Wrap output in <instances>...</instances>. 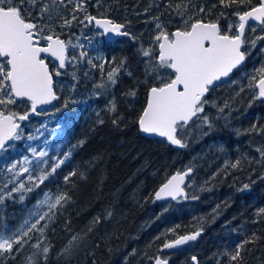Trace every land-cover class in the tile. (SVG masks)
I'll return each instance as SVG.
<instances>
[{
	"label": "trees",
	"instance_id": "1",
	"mask_svg": "<svg viewBox=\"0 0 264 264\" xmlns=\"http://www.w3.org/2000/svg\"><path fill=\"white\" fill-rule=\"evenodd\" d=\"M177 3L195 6L187 10L185 19L194 16L218 22L224 31L231 24L234 27L229 34L235 35V13L256 7L259 0L230 7L219 0H85V11L76 13L77 21L65 28L59 27L60 17L70 19L71 7L61 8L60 17L53 21L54 31L65 42L78 45L67 52L77 61L60 70V76L55 75L58 66L50 62L58 100L37 110H46L45 119L30 113L28 120L20 121L22 138L12 140L0 152V185L7 182L6 165L25 154L32 157L29 147L36 148L40 141L27 137L37 138V131L44 126L52 135L47 138L49 146L44 144L49 157L63 158L70 150L72 155L39 188L26 193L23 201L15 193L0 202V230L4 225L18 228L44 192H67L72 199L57 211L40 251L32 247L40 239L39 233L33 232L23 251L13 253L15 259L0 260V264H27L29 258L44 264L45 244L51 249L47 264H155L157 256L167 258L169 264H194L192 257L197 258L196 264H217V260L229 264L228 257L220 254L234 252L245 241L242 260L235 264H264V215H258L264 209V159L257 151H264V133L259 131L264 129V100L257 98L256 88L245 87L241 75L252 72L256 65L264 67V39H257L264 36V25L248 26L243 45L245 64L206 95L209 103L204 114L212 119L211 130L198 128L196 121L183 134L184 148H173L165 139L148 138L140 132L138 117L146 106L148 91L161 83L146 72L149 58L142 51L155 48L154 56L158 55L153 41L157 23L168 32L184 26L167 7L171 4L174 9ZM38 6L32 11L33 22L46 24L47 17L40 19L36 14ZM200 6L205 8L203 14ZM99 12L123 23L128 35L107 42L92 22L79 23L85 15ZM81 51L86 53L83 59L79 58ZM122 61L124 68L117 83L97 89L95 86L106 83L107 73ZM100 64H104L103 73ZM160 75L167 79L172 72L161 69ZM133 92L135 95H130ZM226 103L229 106L220 114L218 107ZM112 104L114 112L110 111ZM29 109L25 100L7 107L18 115ZM238 160L239 166L231 167ZM51 164L50 159L49 169ZM188 167L193 168L188 198L157 203V188L173 172ZM73 170L77 175L65 184L64 176ZM96 217L100 223L93 225ZM197 231L198 239L188 246L171 253L162 250L166 242ZM73 235L80 239L72 254L59 255Z\"/></svg>",
	"mask_w": 264,
	"mask_h": 264
},
{
	"label": "snow or ice",
	"instance_id": "2",
	"mask_svg": "<svg viewBox=\"0 0 264 264\" xmlns=\"http://www.w3.org/2000/svg\"><path fill=\"white\" fill-rule=\"evenodd\" d=\"M219 3L224 7H230L233 3H245V0H219ZM38 4L40 5L39 18L47 17V23L43 25L33 22L32 19V11ZM67 7H71L70 19L60 17L61 8ZM167 7L183 21L184 26L168 32L164 25L157 23V34L153 41L155 45H158V55L154 56L155 48L142 51V55L149 58L145 64L146 72L155 75L161 83L149 89L147 103L138 117V124L144 133L158 134L165 137L171 145L184 148L186 142L183 134L193 123L199 121L198 128L204 126L209 130L213 128L212 119L204 114L205 106L209 103L206 94L216 86V82L228 77L245 60L242 45L245 43L246 22L251 18L264 25V0H259V6L251 8L250 11L235 13L239 18V24L235 26V35L229 34L234 27L231 24L228 30L224 31L218 22H205L194 16L185 19L187 10L195 7L190 3H177L174 9L171 4ZM84 11L85 0H50V3L48 0H0V58L6 61V64L0 63V151L6 149L8 146L6 142L22 138L23 129L17 121L28 120L30 113L39 114L37 113L38 105H49L58 100L54 91L53 73L49 70L44 54L58 61V70L55 75L60 76L62 74L60 70L65 69L67 64L77 61L76 57L69 58L67 52L70 47L75 48L78 45L60 39L55 34L53 21L60 17L62 22L59 23V27H70L78 19L76 13ZM147 11L148 9H145V12ZM199 12L203 14L205 8L200 6ZM84 21L88 23L95 21L96 25L103 27L105 33L128 35L121 31L124 25L116 24L108 19H97L94 16L85 15L84 20H80L79 23L83 24ZM45 32L49 34L45 35ZM257 39H264V36ZM252 44L255 46V41H252ZM79 47L83 48V45ZM85 56L86 53L81 51L79 58L83 59ZM88 62L92 63L91 60ZM99 67L103 73L104 64H100ZM123 68L124 61L119 67L107 73L106 83H99L95 87L106 89L109 84L114 86ZM161 69H170L172 75L165 79L160 75ZM256 72L259 78L253 76L250 87L258 89L257 98H264V67L257 69ZM128 74L131 75V73ZM130 95H135V93H130ZM17 98H26L30 102L29 111L22 115L7 111L8 105L17 103ZM228 106L226 103L223 107H218V112L223 114ZM110 111H115V104H112ZM252 130H257L255 125ZM259 131L264 133V129ZM27 139L34 140L36 137L28 135ZM45 143L47 144V141ZM83 143V141L80 142V144ZM29 151L32 159L24 156L22 160L6 165L7 182L0 185V202L6 198H12L15 193H19V198L23 201L26 193L39 188L72 155L70 150L64 153L63 158H50L46 150L38 151L36 148L29 147ZM257 151L264 159V151L260 149ZM50 159L52 164L49 169L47 166ZM239 164L238 160L231 167L236 168ZM34 172L39 174L36 175ZM192 172L193 168L188 167L184 172L172 175L156 191L155 199L165 197L173 200L181 197L187 199L188 195L184 190L185 178L189 177ZM76 175L75 170L65 175V184ZM244 187L247 188L248 185ZM71 199L67 192H44L43 199L37 201L34 205L35 210L29 211L27 218L18 228L12 230L4 225L0 230V260L15 259L13 253L20 254L23 251L31 240L33 232L39 233L40 239L32 247L40 251L46 229L56 219L57 211L63 209L71 202ZM192 199L196 197L193 196ZM44 206L47 207V211L42 212ZM108 215L111 216V213ZM258 215H264V209H261ZM42 221L46 222L41 227ZM98 223H100V218L96 217L92 224ZM91 230L90 227L89 231ZM199 235L200 231L180 236L165 243L163 249L176 248L197 239ZM79 239L78 235L71 236L59 255L70 256L74 243ZM247 242L238 244L232 253L224 252L220 255L227 256L229 264H235L242 260V249ZM50 250V246L46 244L42 247L44 264L48 262ZM192 259L194 262L197 260L196 257ZM27 264H35V261L29 258ZM155 264H167V260L157 256ZM217 264H220V260H217Z\"/></svg>",
	"mask_w": 264,
	"mask_h": 264
},
{
	"label": "water",
	"instance_id": "3",
	"mask_svg": "<svg viewBox=\"0 0 264 264\" xmlns=\"http://www.w3.org/2000/svg\"><path fill=\"white\" fill-rule=\"evenodd\" d=\"M259 5H257L256 7H258ZM251 9H249V10H247V11H250ZM95 17V16H94ZM97 19H108V20H111V21H113L111 18H100V17H96ZM114 22V21H113ZM92 23H93V26L95 27V28H97V29H99L101 32H102V34H103V37H104V39L105 40H107V41H115L116 39H118V38H120V37H122V36H124V35H118V34H115V33H111V32H109V33H105L104 32V30H103V27H101V26H98V25H96L95 24V21H92ZM114 23H116V24H122V23H119V22H114ZM238 24H239V18H238ZM251 24H257V25H261L260 24V22L259 21H255V20H253V19H249L247 22H246V27H245V32H246V29H247V27L249 26V25H251ZM123 25V24H122ZM122 32H125V26H124V28L121 30ZM175 31V30H174ZM245 32H244V35H245ZM61 39V38H60ZM63 40V39H62ZM242 51H243V45H242ZM44 58L46 59V62H47V59H51L53 62H55L57 65H58V61H55V58H52V57H50V56H48L47 54H44ZM245 60H246V56H245ZM245 60L241 63V65H239L236 69H234L230 74H229V76L228 77H224V78H221V81H219V82H216V86H219V85H221V84H223V83H225L231 76H232V74L240 67V66H242L244 63H245ZM49 65V64H48ZM49 70H50V67H49ZM51 71V70H50ZM215 86V87H216ZM257 91H258V89H257ZM208 94V93H207ZM206 94V95H207ZM262 99H264V98H262ZM22 100H26V98H17V101H22ZM41 106H43V105H38L37 106V110L41 107ZM18 122V121H17ZM19 123V122H18ZM140 132L142 133V135H144V136H146V137H149V138H156V139H165L166 140V142L170 145V146H172L173 148H179V147H177V146H174V145H171L168 141H167V139L165 138V137H161V136H159L158 134H149V133H144L141 129H140ZM10 143V141L9 142H6V144L8 145ZM187 168H185L184 170H182V171H175V172H173L170 176H169V178L172 176V175H174V174H176L177 172H184L185 170H186ZM193 173V172H192ZM192 175V174H191ZM190 175V176H191ZM189 176V177H190ZM189 177H186L185 178V185H184V190H185V192L187 193V190H186V186H187V184H188V181H189ZM168 178V179H169ZM167 179V180H168ZM166 180V181H167ZM165 181V182H166ZM164 182V183H165ZM163 183V184H164ZM162 184V185H163ZM162 185H160L158 188H157V190L162 186ZM156 190V191H157ZM182 198V197H181ZM170 200H173V199H171L170 197H165V198H163V199H156V201H157V203H163V202H166V201H170ZM193 233H195V232H192V233H188V234H184V235H191V234H193ZM184 235H181V236H184ZM180 237V236H179ZM199 237V236H198ZM198 237H197V239H198ZM178 238V237H177ZM177 238H175V239H177ZM175 239H173V240H175ZM197 239H195V240H193V241H188V242H186L185 244H183V245H180V246H177L176 248H173V249H163V246H162V250L163 251H165V252H167V253H171V252H173V251H176V250H179V249H182L183 247H185V246H188L189 244H191V243H193V242H195ZM173 240H170V241H168V242H171V241H173ZM167 243V242H166ZM164 259V258H163ZM165 260H167V259H165ZM194 262V261H193ZM167 264H169V260H167ZM194 264H196V261L194 262Z\"/></svg>",
	"mask_w": 264,
	"mask_h": 264
},
{
	"label": "rangeland",
	"instance_id": "4",
	"mask_svg": "<svg viewBox=\"0 0 264 264\" xmlns=\"http://www.w3.org/2000/svg\"><path fill=\"white\" fill-rule=\"evenodd\" d=\"M39 7V9H40V5L38 6ZM35 10V9H34ZM33 10V11H34ZM37 15L39 14V11L36 13ZM96 17H100V18H110V17H108V16H106V13L105 12H99L97 15H95ZM112 19V18H111ZM43 25V24H42ZM256 27H258V25H255ZM45 35H47V34H49L48 32H45L44 33ZM0 63H5L6 64V62L3 60V59H1L0 58ZM260 67H259V65H256L255 67H253V69H252V72H249V73H244V72H242L241 73V75H244V81H245V87H250V81L252 80V77L253 76H256V74H257V72H256V70L257 69H259ZM107 80V79H106ZM231 81H233V80H231ZM233 83H238V81H233ZM46 115V110L44 109V110H42L41 112H39V114H36V116H38V117H43V119H45V116ZM37 140L38 141H40L37 145H36V149L39 151V150H41V149H43V150H45L46 149V145L47 146H49L48 145V143L46 144L45 143V141H47V138H48V136H52L51 135V133L49 132V128L47 127V126H44V127H42L40 130H38L37 131ZM42 140V141H41ZM44 144H46V145H44ZM1 152V151H0ZM24 156H28L29 157V159H32V157H30L28 154H25V155H23V157ZM23 157H21L19 160H22L23 159ZM15 161H17V160H15ZM15 161H13V162H15ZM12 162V163H13ZM26 166H28V165H26ZM189 183H190V179H189V181H188V184H187V187H188V185H189ZM187 187H186V190H187ZM42 199V198H41ZM35 209L33 208V209H31L30 211H34ZM43 211H47V207L46 206H44L43 207V209H42V212ZM42 212H41V214H42ZM27 216H28V214L25 216V218L20 222V224H22L23 223V221L27 218ZM38 218V217H37ZM34 222V221H33ZM167 259V258H166Z\"/></svg>",
	"mask_w": 264,
	"mask_h": 264
},
{
	"label": "bare ground",
	"instance_id": "5",
	"mask_svg": "<svg viewBox=\"0 0 264 264\" xmlns=\"http://www.w3.org/2000/svg\"><path fill=\"white\" fill-rule=\"evenodd\" d=\"M96 17V16H95ZM210 93V92H209ZM139 129H140V127H139ZM142 134V133H141ZM144 136V135H143ZM149 138V137H148ZM153 139H156V138H153ZM156 193V192H155ZM163 258V257H162Z\"/></svg>",
	"mask_w": 264,
	"mask_h": 264
},
{
	"label": "flooded vegetation",
	"instance_id": "6",
	"mask_svg": "<svg viewBox=\"0 0 264 264\" xmlns=\"http://www.w3.org/2000/svg\"><path fill=\"white\" fill-rule=\"evenodd\" d=\"M52 62V61H49V63ZM53 63V62H52ZM29 102V101H28ZM30 103V102H29ZM19 124H20V121H19Z\"/></svg>",
	"mask_w": 264,
	"mask_h": 264
}]
</instances>
